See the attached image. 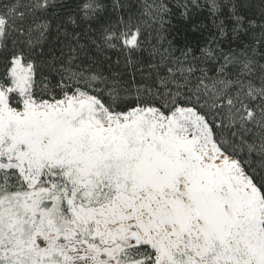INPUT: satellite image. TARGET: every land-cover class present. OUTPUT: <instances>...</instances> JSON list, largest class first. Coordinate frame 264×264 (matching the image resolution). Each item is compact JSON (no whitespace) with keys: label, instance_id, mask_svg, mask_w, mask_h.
<instances>
[{"label":"snow or ice","instance_id":"snow-or-ice-1","mask_svg":"<svg viewBox=\"0 0 264 264\" xmlns=\"http://www.w3.org/2000/svg\"><path fill=\"white\" fill-rule=\"evenodd\" d=\"M0 264H264V0H0Z\"/></svg>","mask_w":264,"mask_h":264}]
</instances>
